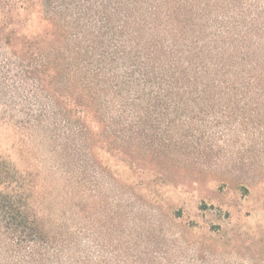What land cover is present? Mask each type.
I'll return each mask as SVG.
<instances>
[{
	"label": "trees",
	"instance_id": "trees-1",
	"mask_svg": "<svg viewBox=\"0 0 264 264\" xmlns=\"http://www.w3.org/2000/svg\"><path fill=\"white\" fill-rule=\"evenodd\" d=\"M169 4L0 0V101L20 103L28 122L67 146L87 139L93 115L127 141L205 151L201 123L264 108V35L246 44L245 31L234 44L204 0H185L176 13ZM239 90L250 97L221 96ZM9 175L0 170V183ZM74 245L72 232L58 237L21 194L0 190V264H77Z\"/></svg>",
	"mask_w": 264,
	"mask_h": 264
},
{
	"label": "rangeland",
	"instance_id": "rangeland-1",
	"mask_svg": "<svg viewBox=\"0 0 264 264\" xmlns=\"http://www.w3.org/2000/svg\"><path fill=\"white\" fill-rule=\"evenodd\" d=\"M169 1L184 12L185 0ZM204 1L232 43L264 35V0ZM22 109L0 101V170L10 171L0 190L21 194L58 237L72 232L77 264H264V108L201 123L205 151L127 141L93 115L87 139L68 147Z\"/></svg>",
	"mask_w": 264,
	"mask_h": 264
}]
</instances>
